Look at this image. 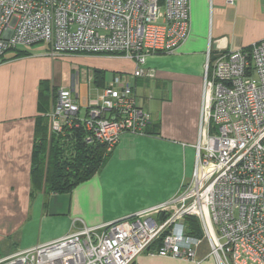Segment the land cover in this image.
I'll use <instances>...</instances> for the list:
<instances>
[{
	"label": "built area",
	"instance_id": "built-area-1",
	"mask_svg": "<svg viewBox=\"0 0 264 264\" xmlns=\"http://www.w3.org/2000/svg\"><path fill=\"white\" fill-rule=\"evenodd\" d=\"M189 12V0H0V63L37 44L51 57L132 61L134 71L113 76L100 100L82 106L83 117L74 87L58 89L46 115L51 136L67 140L79 129L85 143L111 152L122 134L146 135L151 115L132 95L134 82L154 78L149 56L172 54L186 40ZM194 149L190 180L169 201L98 227L74 220L66 236L0 264H132L156 242L152 253L163 257L195 262L205 243L215 264H264V39L215 56L208 48ZM187 217L200 237L186 234Z\"/></svg>",
	"mask_w": 264,
	"mask_h": 264
},
{
	"label": "crops",
	"instance_id": "crops-1",
	"mask_svg": "<svg viewBox=\"0 0 264 264\" xmlns=\"http://www.w3.org/2000/svg\"><path fill=\"white\" fill-rule=\"evenodd\" d=\"M189 7L186 40L172 54L149 56L145 69L154 78L134 82L132 95L151 115L146 135L122 134L99 171L67 193H46L43 181L34 185L31 171L38 137L51 136L46 115L57 90L74 87L72 98L83 117L82 106L100 100L113 76L131 74L135 65L110 56L51 57L45 44L5 54L0 63V259L66 236L74 220L78 227H98L167 202L188 183L206 52L210 48L215 56L264 39V0H233L232 6L225 0H189ZM38 126L45 135H38ZM44 154L46 161L47 149ZM208 251L202 243L194 262L146 250L132 264H215Z\"/></svg>",
	"mask_w": 264,
	"mask_h": 264
},
{
	"label": "trees",
	"instance_id": "trees-1",
	"mask_svg": "<svg viewBox=\"0 0 264 264\" xmlns=\"http://www.w3.org/2000/svg\"><path fill=\"white\" fill-rule=\"evenodd\" d=\"M100 73H97L99 75ZM41 95V94H40ZM150 114V113H149ZM38 135H45L42 127L38 126ZM43 133V134H42ZM82 130L71 132L67 141L69 146L61 143L59 138L38 137L32 152V176L34 185L43 181L46 193L63 194L70 192L75 186L92 177L105 161L110 152H106L105 146L99 143L87 144L84 142ZM46 141V143H44ZM47 149L46 161L45 151ZM46 165L45 169L44 166ZM186 234L191 237H200L198 223L193 218H185ZM153 247V248H152ZM160 243L156 242L148 250L158 251Z\"/></svg>",
	"mask_w": 264,
	"mask_h": 264
}]
</instances>
